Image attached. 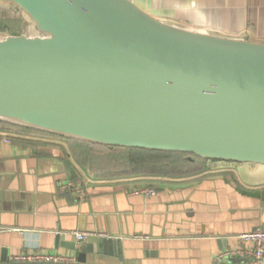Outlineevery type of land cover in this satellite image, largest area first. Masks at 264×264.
Segmentation results:
<instances>
[{
  "label": "water",
  "instance_id": "obj_1",
  "mask_svg": "<svg viewBox=\"0 0 264 264\" xmlns=\"http://www.w3.org/2000/svg\"><path fill=\"white\" fill-rule=\"evenodd\" d=\"M3 3L30 27L0 36V120L109 147L264 164V41L188 29L134 0ZM83 242L78 262L96 244L116 251L112 237ZM0 264L69 263L14 261L0 246Z\"/></svg>",
  "mask_w": 264,
  "mask_h": 264
},
{
  "label": "crops",
  "instance_id": "obj_2",
  "mask_svg": "<svg viewBox=\"0 0 264 264\" xmlns=\"http://www.w3.org/2000/svg\"><path fill=\"white\" fill-rule=\"evenodd\" d=\"M134 1L188 29L264 41V0ZM1 8L18 15L8 3ZM1 29L0 36L21 30ZM15 126L27 130L0 126L10 137L0 141V246L11 260L36 251L77 256L86 245L76 231H85L114 238L116 251L96 244L75 264H250L246 252L217 255L255 247L239 235L264 229V164L202 159L197 169L188 156L182 172L122 175L100 156L114 147ZM146 186L156 192L141 193Z\"/></svg>",
  "mask_w": 264,
  "mask_h": 264
},
{
  "label": "trees",
  "instance_id": "obj_3",
  "mask_svg": "<svg viewBox=\"0 0 264 264\" xmlns=\"http://www.w3.org/2000/svg\"><path fill=\"white\" fill-rule=\"evenodd\" d=\"M16 21L20 22L19 18L14 19L10 17H4L0 19V26L3 25L5 29L10 31L14 27H16ZM0 126L10 127L18 131L27 130L24 128H20V126H15L4 122H0ZM117 148L121 149V153L125 156V159L128 161V163L133 167L139 169V171L144 169L166 171L167 169L171 170L173 168L172 170H176V171L179 170L182 172L184 168L182 167L183 164L190 162V159L187 158L188 156L191 157L192 160H194L197 169H201V167L203 166V162H202L203 158L193 153L168 151V150H156V149H148V148H140V147L119 146ZM214 161H218V160H214ZM220 162H225V161H220Z\"/></svg>",
  "mask_w": 264,
  "mask_h": 264
},
{
  "label": "built area",
  "instance_id": "obj_4",
  "mask_svg": "<svg viewBox=\"0 0 264 264\" xmlns=\"http://www.w3.org/2000/svg\"><path fill=\"white\" fill-rule=\"evenodd\" d=\"M9 142L10 137L8 135H4L0 133V141ZM141 193L149 196L156 192V188L154 186H146L139 190ZM97 234L101 235L100 233H90L85 231H76V238L77 242L80 243L81 241L85 240L89 235ZM242 240L245 241H254L255 247L252 249H239V250H225L220 252L217 255V258H223L225 255L228 254H235V253H247L250 255V264H262L264 260V229L256 228L254 230L242 233L239 235ZM14 261H60L66 262L69 264H75L77 262V256L75 253H62V252H55V251H36L33 253L29 252H21L16 254L12 257Z\"/></svg>",
  "mask_w": 264,
  "mask_h": 264
},
{
  "label": "rangeland",
  "instance_id": "obj_5",
  "mask_svg": "<svg viewBox=\"0 0 264 264\" xmlns=\"http://www.w3.org/2000/svg\"><path fill=\"white\" fill-rule=\"evenodd\" d=\"M13 14H14V12L12 9L8 10L7 8H0V19L4 18V17H9V16H11V18L16 19V17H18V16L17 15L14 16ZM12 16H14V17H12ZM25 20L26 19L24 17H22L20 24L18 23V27L17 28L15 27V29L26 30L28 27H30V23H28V22L26 23L27 20L26 21ZM17 22L18 21H16V23ZM1 31H2V29L0 26V32ZM96 144L107 146V145L101 144V143H96ZM117 147H119V146H114L112 151L106 150V152H104L100 149L99 152H100V156L102 157L101 159H104V157H106V158L108 157V159L110 160L109 162L106 161V165H109L107 167H112L116 171H120V173H122V175H137V176H142V177H146V176L152 177L155 175H160L162 173H166V172H170V171H176V170H172L173 168L171 170L167 169L166 171L165 170H151V169H144V170L139 171V169L133 167L132 165H130L128 163V161L125 159V156L121 153V149H118ZM92 151L93 152L96 151V147H92Z\"/></svg>",
  "mask_w": 264,
  "mask_h": 264
}]
</instances>
